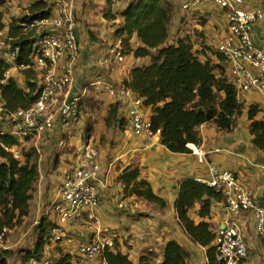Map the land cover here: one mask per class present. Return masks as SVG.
Masks as SVG:
<instances>
[{
  "label": "crops",
  "instance_id": "obj_1",
  "mask_svg": "<svg viewBox=\"0 0 264 264\" xmlns=\"http://www.w3.org/2000/svg\"><path fill=\"white\" fill-rule=\"evenodd\" d=\"M166 1L173 11L171 42L191 36L195 49L201 50L204 45L216 50L229 38L227 15L221 8L205 4L196 10H185L183 0ZM34 2L36 0H10L6 4L3 8L6 34H8V26L20 18L21 8H28ZM128 2L129 0L117 3L112 12L120 13ZM244 8L264 14V0H245ZM74 13L80 56L75 67V81L71 93L82 94L83 110L88 106L86 111L90 112L92 98L102 96L97 95L92 89L84 91L92 80L102 76L120 85L129 79L133 68L148 65L150 59H136L133 55H127L123 70L118 71L92 66L93 60L104 56L111 48L118 45L120 39L116 36V31L123 18L120 15L114 18L107 17V0H75ZM133 42L136 46L140 45L138 40L134 39ZM252 42L256 50L264 53V20L253 27ZM212 59L216 61V56L213 55ZM230 71L231 64L227 61L226 73L232 80ZM108 99L111 101L110 105L117 102ZM240 101L245 105V112L234 131L223 132L211 124L199 128L201 145L198 147L201 151L200 155L205 154L203 157L196 155L192 148H189L191 153H172L161 144L160 134L151 142L133 134L128 124V107L124 104H121L122 108L119 109V119H125L126 125L117 123L107 126L106 120H103L95 126L91 133L92 137L89 138H92L99 150V161L102 166L101 180L98 183L100 205L97 215L101 226L116 234L115 244L118 250L128 256L133 264H139L140 258L149 252L154 254L150 264H160L163 260L164 248L170 240L177 241L190 253L189 264L208 263L206 249L195 244L179 225L175 204L182 181L187 178H194L200 182L207 181L210 177V167L233 172L258 202H264V153L254 146L247 116L250 106L257 105L261 109L259 118L264 117V95L251 90ZM146 113L148 115L149 110ZM86 116L87 113L82 114L81 123L75 129L67 131L59 126L54 132L44 135L35 145L38 146L40 143L41 146L51 150L56 149L64 142L60 141L63 137L69 139V144H75L80 149L83 141L81 136L87 126ZM57 164L58 158L51 166L52 172L45 166L39 165L40 180L35 190L36 198L32 201L31 216L43 215L46 211L45 206L49 204L51 206L57 200L63 179L61 169L60 175L54 172V169L57 170ZM130 166L140 169L141 178L149 181L154 192L166 202L165 208L130 197L126 199L128 208L119 209L116 198L117 178ZM57 183L59 185L56 186ZM45 214L42 219L46 217ZM192 218L196 223H200L195 211L192 212ZM52 222L55 223V220ZM210 223L214 232L228 223L238 226L246 237L249 249V258L244 264H264V243L256 235L252 213L247 212L234 217L229 213L224 202H217L212 207ZM64 230L65 238L58 242L52 241L46 247V258H58L61 252L75 256L79 246L94 236L85 225L80 226L76 223L65 225ZM15 246L17 243L9 238L0 250L15 251ZM31 262L20 260L19 254L10 260V264H31Z\"/></svg>",
  "mask_w": 264,
  "mask_h": 264
},
{
  "label": "trees",
  "instance_id": "obj_2",
  "mask_svg": "<svg viewBox=\"0 0 264 264\" xmlns=\"http://www.w3.org/2000/svg\"><path fill=\"white\" fill-rule=\"evenodd\" d=\"M9 1L0 0V32L7 28L3 8ZM122 1L127 0H107V17L120 15L123 18L116 36L122 40L124 55L150 59L148 65L133 68L125 84L142 98L144 110H149L147 116L153 130L155 133L160 132L161 144L172 153L187 154L191 153L189 144L201 145L199 128L203 125L211 124L227 133L234 131L245 112V105L237 97L233 77L231 80L227 76V59L218 48L215 50L203 45L201 50H197L191 36L171 42L173 11L166 0H129L120 13L114 14L113 8ZM27 9V15L8 26L7 35L13 39L12 45L20 48L17 64L31 67L20 71L26 79L24 86L13 75L0 87V103L9 113L20 108H30L40 91V75L32 68L35 33L24 32L18 23L49 19L52 9L46 0H36ZM134 39L140 42L139 46L134 44ZM213 55L216 61L212 59ZM9 69L10 65L6 61L0 63V80L5 78ZM120 108L119 102L109 105L108 116L105 118L107 126L117 123L126 125L125 119H119ZM260 113V107L252 105L247 116L254 146L264 153V117L259 118ZM87 130L86 138H89L90 131ZM20 145L13 136L0 133L1 223L11 230L31 216L34 192L40 180L38 158L30 154L33 147L38 151L35 143H30L29 151L25 150L20 160L15 159L6 149ZM117 182L124 186L123 196L126 199L136 197L157 204L162 209L167 206L154 192L151 183L141 178L138 167L126 168ZM217 202H224L221 193L194 178H187L180 185L175 204L179 225L195 244L206 249L207 264H226L218 260L215 246L219 229L214 232L210 223L212 207ZM193 211L200 223L192 218ZM54 227L55 224L44 217L38 227L39 234L34 247L24 253L0 250V264H10L16 254L23 255L26 261L50 260L53 264H75L74 258L68 253L61 252L58 258H46V247L51 244ZM153 255L149 252L142 256L139 264H150ZM190 257L183 246L170 240L164 248L160 264H189ZM104 259L107 264H133L128 256L118 250L116 244L114 249L105 252Z\"/></svg>",
  "mask_w": 264,
  "mask_h": 264
},
{
  "label": "built area",
  "instance_id": "obj_3",
  "mask_svg": "<svg viewBox=\"0 0 264 264\" xmlns=\"http://www.w3.org/2000/svg\"><path fill=\"white\" fill-rule=\"evenodd\" d=\"M52 9L49 19L29 20L18 23L24 32H34L32 47L34 70L40 75V91L30 108H20L6 112L0 103V133L16 138L21 145L6 148L17 160L29 151L30 143L42 140L44 135L54 132L57 127L73 130L81 123L83 114V95L72 94L75 81V67L80 56V43L77 35V21L74 13L75 0H46ZM212 4L224 10L228 19L229 38L218 46L219 52L231 64V76L237 87L239 100L251 90L264 95V53L256 50L252 42V30L256 23L264 20L260 11L244 8L245 0H183L185 10H196L202 5ZM13 39L0 32V63L6 61L10 69L0 80L4 86L15 72L29 68L17 64L19 46L12 45ZM125 55L122 40L107 54L91 62L92 66L108 68L111 71L123 70ZM92 89L97 95L109 97L128 107V124L136 136L151 142L160 132L155 133L152 123L144 110L143 100L137 96L125 81L117 85L102 76L92 80L84 91ZM1 101V92H0ZM196 155L203 157L198 146L189 144ZM39 152V149H38ZM99 150L93 140L83 143L82 153L76 166L64 172L58 190L57 200L50 206L57 216L51 242L61 241L66 236L64 226L71 223L85 225L94 236L77 249L75 264H94L99 261L107 264L104 254L115 247L116 234L103 228L97 215L100 205L98 183L101 180L102 166ZM210 177L202 181L221 193L231 215L239 217L252 213L255 231L264 243V202H258L246 190L237 176L225 169L210 167ZM124 186L117 185L116 198L119 209L128 208L123 196ZM0 210V248L8 240L11 229L1 223ZM215 246L218 260L226 264H242L249 258V249L243 231L232 223L225 224L216 233ZM31 264H53L50 260Z\"/></svg>",
  "mask_w": 264,
  "mask_h": 264
},
{
  "label": "rangeland",
  "instance_id": "obj_4",
  "mask_svg": "<svg viewBox=\"0 0 264 264\" xmlns=\"http://www.w3.org/2000/svg\"><path fill=\"white\" fill-rule=\"evenodd\" d=\"M28 14V9L27 8H21L20 11V17H23L25 15ZM15 77L20 80V85L24 86L26 84V79L24 78V74L23 72H15ZM109 97H103V96H94L92 98V108L96 109L93 110L91 108V106L89 107V111L87 112L86 109L88 110V106L85 110H83V113H87V123H86V130L84 129V132L82 133L83 136H81V139H83V141L81 142V148L79 149V147L77 148V145L75 144H69L68 143V138H61L60 141H64L62 142V144H59L56 149H49L46 146H41L40 143H38L40 146V148L38 146H36L39 150V152L37 151L36 148H31V156L32 157H37L38 158V164L40 166H45V168L47 170H50L51 172L53 171L51 166H53L52 164H54V160L58 158V164H57V170L54 169V172H56L57 174L59 173L60 175V169L62 172V175H64V172L68 169L74 168L76 166L77 163V159L80 157L81 153H82V147H83V143L88 140L89 138L87 136L88 134V130L89 129V134L92 137L91 133L94 131V128L96 125H99L101 123V121L106 120V116L109 110V105H110V100L108 99ZM66 136V135H65ZM64 136V137H65ZM92 140V138H90ZM40 142V141H39ZM36 143V142H33ZM61 143V142H60ZM33 146V144H31V147ZM33 151V152H32ZM58 156V157H56ZM63 178V177H62ZM46 180V177L44 176V181ZM43 181V182H44ZM59 185L58 183L56 184V186ZM36 198L35 192H34V199ZM49 206V207H48ZM45 212L43 213V215H46V218L49 221H53L55 220V226L57 225V216L56 214L53 213V210L50 209V204L45 206ZM43 215L41 214L40 216H34L32 215L26 222H24L22 225H18L15 228H13V230H11V234L9 236L10 240L12 242H16L17 246H15V253H24L25 250H30L34 247L37 236L39 234V225L41 223V219L43 217ZM45 217V216H44ZM80 226H83V224H77ZM252 235V233H251ZM8 238V239H9ZM8 241V240H7ZM6 241V242H7ZM22 250H24L22 252ZM20 260H24L23 259V255L20 256ZM17 262V261H16ZM100 260L95 262L94 264H100Z\"/></svg>",
  "mask_w": 264,
  "mask_h": 264
},
{
  "label": "bare ground",
  "instance_id": "obj_5",
  "mask_svg": "<svg viewBox=\"0 0 264 264\" xmlns=\"http://www.w3.org/2000/svg\"><path fill=\"white\" fill-rule=\"evenodd\" d=\"M16 15V14H15ZM31 63V62H30ZM3 66V65H2ZM19 72V71H18ZM29 72V71H28ZM13 145V144H12ZM33 152V151H32ZM53 245V244H52ZM58 247V246H57Z\"/></svg>",
  "mask_w": 264,
  "mask_h": 264
}]
</instances>
